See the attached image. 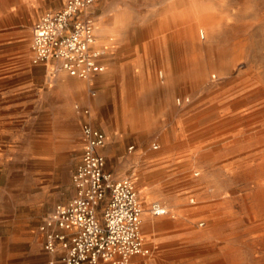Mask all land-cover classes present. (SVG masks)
I'll return each mask as SVG.
<instances>
[{
  "label": "rangeland",
  "instance_id": "obj_1",
  "mask_svg": "<svg viewBox=\"0 0 264 264\" xmlns=\"http://www.w3.org/2000/svg\"><path fill=\"white\" fill-rule=\"evenodd\" d=\"M64 1L0 0L1 73L14 69L21 57L31 63L33 23ZM167 1L93 3L94 25L111 26L114 14L126 10L133 39L110 34L111 45H94L107 60L105 70L90 79L65 73L61 80L52 68L45 69L38 83L45 104L41 129L0 128V264L47 263L40 225L57 203L74 194L71 175L82 154L81 123L87 118L105 133L106 169L116 179L133 181L144 210L158 200L169 212L157 216L159 222L150 228L142 223L148 253L133 255L125 264H264V0H201L214 1L213 13L226 18L211 31L213 46L226 48L228 58L232 47L242 51L235 66L223 67L210 81L190 84L180 81L192 79L182 74L191 64L186 58L200 49L174 40L176 56L167 59V24L159 33L154 30ZM154 37L160 42L136 66L142 43ZM12 42L18 43L14 51L8 48ZM171 64L179 107L124 109V78L154 69L159 98ZM81 107L89 108L88 116ZM138 117L145 121L135 125ZM139 186L153 196L146 204Z\"/></svg>",
  "mask_w": 264,
  "mask_h": 264
},
{
  "label": "built area",
  "instance_id": "obj_2",
  "mask_svg": "<svg viewBox=\"0 0 264 264\" xmlns=\"http://www.w3.org/2000/svg\"><path fill=\"white\" fill-rule=\"evenodd\" d=\"M96 1L65 0L61 7L42 13L32 25L31 62L51 61L53 71L82 79L103 72L105 51L94 46L95 25L89 11ZM81 113L88 116L89 108L81 107ZM81 135L82 154L71 175L74 194L57 203L40 225L42 247L49 255L46 264L101 260L125 264L133 255L148 253L141 232L142 202L129 177L116 179L106 169L103 130L87 118L81 123ZM148 212L160 216L168 209L153 200Z\"/></svg>",
  "mask_w": 264,
  "mask_h": 264
},
{
  "label": "bare ground",
  "instance_id": "obj_3",
  "mask_svg": "<svg viewBox=\"0 0 264 264\" xmlns=\"http://www.w3.org/2000/svg\"><path fill=\"white\" fill-rule=\"evenodd\" d=\"M214 4V1L168 0L167 4L161 9V14H164L165 16L163 15V20H161V18L158 21V23L155 25L154 30L156 33H159L160 28L163 27L165 23L167 24V38H165L167 41V59H172L176 56L174 40L179 43H181L182 41H187L189 42V44L197 46L200 49L198 53H192L186 58L191 64L189 69L182 74L184 76L188 74L192 76V79L186 80L182 78L183 80L180 81L183 83L185 82L190 84L210 81L216 77L220 69L228 65L230 67L235 66L240 58L242 50H237L238 47L231 48L232 52L230 53V58H228L229 52L226 48H216L212 44L213 36L211 31L213 29H216V31H218L221 25L225 23L224 20L226 19L223 18L222 14L213 13ZM129 23L130 19L127 11L121 10L117 11L114 14L113 24L111 26H104L102 25L103 22L102 24H95V34H97V40L95 41L94 45L98 46L101 43H103L104 45H111L112 41H109L107 39L108 35L110 34L116 35L118 39L119 37H121L120 39L125 42L131 41L133 39V36L129 35L127 30L133 28L129 25ZM110 39L112 40V38ZM158 42H160V38L154 37V39L142 43L144 51L142 52L139 59L134 62L136 66H139V63H142L144 61L145 56L149 57L150 50H153V46H155ZM197 60H200V62H197ZM153 70L148 74L143 73L142 77L136 79L131 76L126 77L125 75L126 78L123 79V88L121 91V102L124 109H130L131 107H134L137 112L141 113V111L146 108L152 109L156 108L157 106H160L161 108H177L180 106L181 101L179 100L178 102H176L174 98L179 94V91L174 84L177 80L174 77V73H176V70H174L173 65L171 64L169 68L167 67V75L164 77L162 82L165 93L162 95V97L160 96L159 98L156 95H158L157 90L161 83H159V80L155 76V72ZM128 73H130V71L127 69L125 71V74ZM256 95H258L257 92ZM155 96L158 98L157 100L154 99ZM135 120V125L139 123L141 124V122L145 121L140 117L136 118ZM143 127V125L138 126V128L141 129H143ZM71 132H73V130H71ZM63 142L64 145H67L69 141L64 140ZM152 147H157V145H153ZM139 192L147 201H149V199H152L153 197L151 191L146 187L139 186ZM142 217H148V214L142 213Z\"/></svg>",
  "mask_w": 264,
  "mask_h": 264
},
{
  "label": "crops",
  "instance_id": "obj_4",
  "mask_svg": "<svg viewBox=\"0 0 264 264\" xmlns=\"http://www.w3.org/2000/svg\"><path fill=\"white\" fill-rule=\"evenodd\" d=\"M17 47V42H12L8 46L10 51H14ZM106 60L107 58L104 57L103 61ZM14 63L16 64L14 69L0 72V128H12L25 124L27 129H41L45 104L41 96L42 93L38 89V83L41 73L45 69L50 72L53 63L51 61L38 64L27 63L26 59L22 57L16 59ZM65 73V71H57L54 75L62 80L66 78ZM60 86L62 87L61 84ZM144 202L146 204L148 201ZM143 214H148V217H142L145 227L149 226L150 228L151 225L154 226L159 222L155 219L157 216H152L147 210H144ZM167 228H169L167 235L172 238L170 234L172 229H170L171 227ZM167 241L171 242L172 239H167Z\"/></svg>",
  "mask_w": 264,
  "mask_h": 264
}]
</instances>
